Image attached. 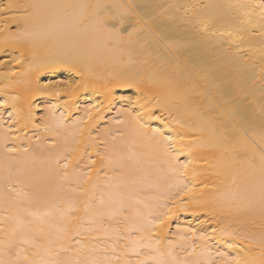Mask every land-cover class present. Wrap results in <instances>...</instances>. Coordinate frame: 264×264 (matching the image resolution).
<instances>
[{
    "label": "bare ground",
    "instance_id": "1",
    "mask_svg": "<svg viewBox=\"0 0 264 264\" xmlns=\"http://www.w3.org/2000/svg\"><path fill=\"white\" fill-rule=\"evenodd\" d=\"M0 264H264V0H0Z\"/></svg>",
    "mask_w": 264,
    "mask_h": 264
}]
</instances>
